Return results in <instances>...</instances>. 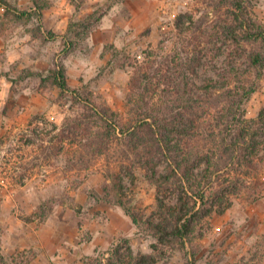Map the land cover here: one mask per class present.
<instances>
[{
    "label": "rangeland",
    "instance_id": "obj_1",
    "mask_svg": "<svg viewBox=\"0 0 264 264\" xmlns=\"http://www.w3.org/2000/svg\"><path fill=\"white\" fill-rule=\"evenodd\" d=\"M7 1L20 11L33 8L32 0ZM212 2L51 0L42 35L36 19L16 23L0 10V264H94L108 258L113 247L128 245L136 253L153 252L156 239L108 197L112 183L105 158L84 165L71 141L63 151L57 149L49 132L80 111L70 95L43 84L39 75L62 64L72 88L87 86L124 114L132 67L157 69L161 57L176 51L200 58L201 49L203 63L194 77L201 85L226 62L224 47L200 46V23L213 25L220 15ZM250 10L264 23V0H252ZM94 12L99 20L90 34L67 51L64 36L74 15L84 19ZM180 22L188 23L180 30ZM190 26L192 31L186 29ZM263 108L264 76L247 105V117L256 118ZM260 175L258 187L235 199L224 215L202 223L203 237L197 234L193 241L195 264H264V169ZM122 178L126 205L146 220L155 210L156 187L139 169L135 177L123 170ZM167 250L160 264H186L182 253Z\"/></svg>",
    "mask_w": 264,
    "mask_h": 264
},
{
    "label": "trees",
    "instance_id": "obj_2",
    "mask_svg": "<svg viewBox=\"0 0 264 264\" xmlns=\"http://www.w3.org/2000/svg\"><path fill=\"white\" fill-rule=\"evenodd\" d=\"M32 2L31 11H20L0 0V10L5 9L6 17L16 23L36 19V32L42 35L44 11L51 0ZM211 6L220 15L213 25L200 23V46L224 47L226 62L201 85L194 80L203 63L201 49L200 58L176 51L161 57L157 69L132 67L124 114L89 87L72 88L62 64L47 76L39 75L43 84L70 95L80 111L47 133L58 141L57 149L63 151L71 141L84 165L105 158L112 183L108 197H114L134 224L157 241L150 254L136 253L130 245L117 246L108 258H97L94 264H160L167 249L182 253L186 264H195L193 241L197 234L203 237L202 223L215 214L224 215L235 199L261 181L264 108L256 118H248L247 105L264 76V23L250 10L252 0H213ZM76 8L80 13L81 6ZM98 14L84 19L74 15L64 36L67 51L76 50L90 34ZM182 23L180 30L188 22ZM49 36L57 37L52 32ZM125 66L123 62L121 67ZM137 169L145 171L156 187L155 210L146 220H140L124 201L122 172L128 170L135 177Z\"/></svg>",
    "mask_w": 264,
    "mask_h": 264
}]
</instances>
